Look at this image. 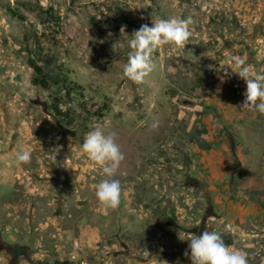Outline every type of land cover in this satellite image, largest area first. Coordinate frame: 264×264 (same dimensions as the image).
Wrapping results in <instances>:
<instances>
[{
	"label": "rangeland",
	"instance_id": "1",
	"mask_svg": "<svg viewBox=\"0 0 264 264\" xmlns=\"http://www.w3.org/2000/svg\"><path fill=\"white\" fill-rule=\"evenodd\" d=\"M170 18L191 20L188 45L157 49L133 83L132 34ZM233 54L264 75V0H0V264H191L206 222L264 264V115L242 107L244 80L219 78ZM28 56L63 86L34 85ZM97 128L124 155L116 210L82 151Z\"/></svg>",
	"mask_w": 264,
	"mask_h": 264
},
{
	"label": "clouds",
	"instance_id": "2",
	"mask_svg": "<svg viewBox=\"0 0 264 264\" xmlns=\"http://www.w3.org/2000/svg\"><path fill=\"white\" fill-rule=\"evenodd\" d=\"M99 11L104 16L110 15L108 5L101 7ZM190 24V19L177 18L157 19L152 22L151 27L143 24L132 34L133 38L128 42L130 51L128 61L123 68V75L137 85L145 83L146 78L156 68L152 59L153 53L166 45L185 48L192 35ZM217 72L223 73V76H219L222 82L233 75L244 80L246 92L242 107L264 115V75L253 74L246 60L235 54L230 55L227 66L219 67ZM150 127L154 131L158 130L159 121H154ZM114 137V133L106 135L103 130L97 128L89 132L82 144L83 153L102 169L105 176L95 185V196L105 211L116 210L121 203L122 195L120 181L113 177L119 170L124 155ZM61 147L57 145L51 151L58 154ZM16 160L18 164L30 163L31 149H21L16 153ZM209 229L210 225L206 222L201 235H191L187 239L190 244L184 256L190 259L191 264H248L246 252L226 245L219 233Z\"/></svg>",
	"mask_w": 264,
	"mask_h": 264
},
{
	"label": "trees",
	"instance_id": "3",
	"mask_svg": "<svg viewBox=\"0 0 264 264\" xmlns=\"http://www.w3.org/2000/svg\"><path fill=\"white\" fill-rule=\"evenodd\" d=\"M27 62L29 66L31 67L33 71V75L31 77V82L34 85H38L41 88H48L49 86H56L60 85L62 87L63 80L55 75H51L44 71L42 65L38 63L36 59L33 57L28 56ZM48 63V62H47ZM69 93V89H67V92ZM60 98L57 96H54L51 101V109L53 110V113L58 117L66 118L68 121L73 120V117L68 113V110H63L60 105ZM226 245L230 244V239L224 241ZM53 264H65V262L59 263L58 261H55Z\"/></svg>",
	"mask_w": 264,
	"mask_h": 264
}]
</instances>
